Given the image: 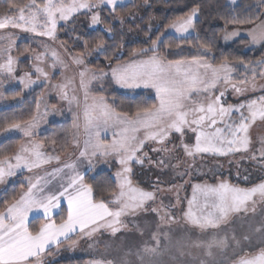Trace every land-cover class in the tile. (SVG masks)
<instances>
[{"label":"snow or ice","instance_id":"6c2138e0","mask_svg":"<svg viewBox=\"0 0 264 264\" xmlns=\"http://www.w3.org/2000/svg\"><path fill=\"white\" fill-rule=\"evenodd\" d=\"M230 2L237 5V0ZM123 4L124 0H27L26 3L8 0L6 11L0 15V30L18 29L56 41L58 25L69 21L75 23L74 17L83 14L90 20V28L104 25V31L112 34L113 27L101 13L109 10V14L120 19L123 25L124 19L118 14V6ZM256 7L264 9V0H258ZM200 14V5L197 4L187 14L163 25V30L158 28L155 38H149L150 46L133 50L128 61L116 57V62L112 63L113 58L107 55L103 38H99L90 50L89 42L85 40V51L96 52L109 60L107 71L99 69L89 74L86 67H80L85 64L84 54H69L71 62L78 68V88L83 99L77 95L74 77H66L64 82L54 84L52 88L60 99L67 102L69 111L74 104L78 110L73 112V127L77 131L71 140L72 146L78 149L75 161L61 164L59 154H47L43 150L45 142L35 139L41 120L49 114L47 107L43 113L39 112V99L37 113L29 119L13 118L0 124V133L14 131L25 138L14 154L0 153V185L7 184L18 172L32 173L25 178L26 184L20 185L24 189L22 192L18 195L13 192L10 199L5 193L6 198L2 201L0 264H50L47 257L55 255L65 244L70 248L78 246L75 237L91 238L102 231L113 237L122 231H135L140 240L132 246L121 244L117 251L122 255L114 258H108L107 249L111 246H106V252L88 264H164L162 257L166 255L175 264H188L182 258L191 256L193 248L201 253L197 257L198 264H225L223 257L229 253L230 264H264V214L258 220L255 215H248L256 212L258 204L264 205V180L250 187H240L224 179L213 184H193L191 196L184 197L187 206L181 209V218L184 224L198 229L201 235L179 239L173 237L170 227L161 226L176 223V215L169 209L184 202L180 197L183 184L169 182L165 185L157 177L155 182H150L151 190H148L134 183L135 165H151L161 171L172 169L176 176L184 177L190 175L189 170L195 166L196 159H204L205 156L249 154L240 159H250L264 170V137L252 150L250 135V129L257 121L264 123V85L257 83L258 78L264 79V59L254 63L244 60L233 62L225 56L220 63H211L208 54L213 51L214 40L201 41L199 35L195 38L197 54L190 60H168L162 52V49L173 46L165 35L169 30L175 33L171 37L173 41L189 42ZM262 16L264 11L243 17H221L225 23L223 39L227 42L243 31L250 47H264ZM229 25L240 27L229 31ZM244 25L252 27L244 28ZM0 41L7 42L0 51V58L4 61L0 63V74L3 79L18 80L25 88L31 87L41 77L49 80V73L40 66L49 57L52 69L68 67L55 48L44 45V51L34 57L36 79L32 78L31 72L17 76L15 66L18 60L12 55L16 38L11 33L5 35L0 32ZM237 71L243 72V78L233 76ZM3 79H0V84ZM105 79L109 84L132 92L152 90L155 102L137 104L134 111H118L106 97L92 92V82L101 81L100 87L104 88ZM219 84L230 87L238 95L249 90L262 94L236 105L225 104L222 97L226 88L217 90ZM109 130L112 131V139L106 141L102 139V133ZM189 133L193 135L189 137ZM50 143L55 145L57 141L52 139ZM68 143L65 140L62 152L67 150ZM149 143L152 144L151 152L162 154L157 159L144 150ZM177 148L182 150L187 160L180 158ZM96 157L105 161L114 157L120 166L115 173V189L109 190L107 200L97 198L93 185L85 182V173L78 167L86 160L89 169L94 168L93 159ZM53 161L60 166L51 170L44 167ZM182 164L187 167L181 171ZM243 178L248 180L249 177ZM166 191L175 192L176 203L169 206L161 203L160 207H153L158 193ZM147 212L159 217L160 224L154 230L136 219ZM241 214L239 233L234 225L231 232L221 228L233 217L241 218ZM36 223H39L38 228L33 227Z\"/></svg>","mask_w":264,"mask_h":264},{"label":"rangeland","instance_id":"374dc122","mask_svg":"<svg viewBox=\"0 0 264 264\" xmlns=\"http://www.w3.org/2000/svg\"><path fill=\"white\" fill-rule=\"evenodd\" d=\"M134 0H124V4L120 6H124L126 4L132 3ZM228 4L232 5L230 0H227ZM239 0H237L238 2ZM234 6V5H232ZM119 7V6H118ZM264 19V17L262 18ZM75 23L72 21H69L68 23L61 22L58 25L57 30V40L52 41L48 40L46 37H35L30 33H24L21 32L18 29H4L0 30L3 34H13L16 38V43L13 46L12 49V55L17 58L18 63L16 64V75L21 76L25 72H31L33 74L32 78L36 79V73L34 71V66L36 64V61L34 59L35 55H37L40 52L44 51V45H50L52 48H55L61 55V57L64 59V61L67 63L68 67L66 69H61L60 66H57V68L52 69L50 67L51 64V58H47L43 64L40 66L45 69L49 73V80H44L43 77H41L35 84H33L29 88H25L22 84L18 82V80H11V79H3V75L0 74V79H3V83L0 84V109L6 108L11 105H15L19 103V100H8L5 98V94L8 92H11L13 90L19 89L21 93L28 94L30 92H35L37 95V100L39 99V112L43 113L45 108L48 109V115L41 120L39 128L36 130L37 135L35 139L38 141V136L45 133L47 131L48 125L52 123H61L62 121L66 120L69 121V126L71 128V136L69 140V144L67 146V152H66V159L75 161L76 156L78 155V149H75L72 144L71 140L76 134V129L73 127V112L78 111L76 109L75 104L72 105V111H69V105L66 101L60 99L59 95L57 94V91L52 88V85L59 84L64 82L65 78H75L74 86L77 88V95L82 100L83 99V93L79 91V76H78V68L76 65H74L71 62L70 56L71 55H78L73 51V48L75 47V41L76 38L71 35V32L74 31V29H82V28H88L90 30H94L97 28H100L101 25L96 26L95 28H90L89 23L90 20L83 14H79L78 17H74ZM259 23V22H258ZM252 27V26H251ZM230 31V30H229ZM194 34V32H191V36ZM66 35V37H65ZM165 35L174 36L175 33L169 30L165 33ZM72 38V41L67 39ZM66 38V40L64 39ZM247 39L246 33L241 32V34L237 37H234L227 42L223 39L222 35V42L227 44L231 43L233 41H236L238 39ZM7 45L6 41H0V51H2L3 47ZM63 45V46H62ZM260 46L250 47L248 45V49H258ZM67 49V51H65ZM83 59L85 61V64L83 66H80L81 68L86 67L89 70V74L91 72H97L98 70L91 67L90 63L95 60L94 55H83ZM128 61V60H127ZM3 58H0V63H3ZM237 68L240 67V65H236ZM108 65L104 69L107 71ZM234 77L243 78V72L237 71L233 73ZM103 83L106 85V79L103 81ZM257 83L260 85H264V79L258 78ZM101 81H93L92 85L90 86L92 89L93 94L95 95H101L100 93L104 90V88L100 87ZM114 85V84H113ZM114 87L117 90L121 91H129L126 89H120L117 86L114 85ZM226 88L225 85L219 84L217 86V90H224ZM138 90H145V89H137ZM152 91V90H149ZM153 92V91H152ZM154 93V92H153ZM262 93L260 91L252 92L251 90L247 91L244 95H238L232 91L230 87L226 88L225 96L222 97V102L225 104H232L236 105L240 102L246 101L251 98H256ZM69 95H71V92H69ZM155 95V94H154ZM55 106V108H53ZM36 113H37V107H36ZM238 116V114H235ZM82 131V129H81ZM250 135L252 137L253 143H252V150L257 148L259 146V139L261 137H264V123L257 121V123L250 129ZM192 136V135H191ZM18 138V144L16 148L11 151L10 154L12 155L15 153L17 148L21 143L25 142V138L22 136V134L18 132H7V133H1L0 134V142L8 139V138ZM102 139L106 141H111L112 139V131L109 130L107 133H102ZM83 137L81 136V143H82ZM39 142V141H38ZM152 147V144L149 143L145 146V151L149 152V156L153 159H157L160 155V153L151 152L150 148ZM171 147V145H169ZM47 154L49 155H57L59 154L61 156V161L63 160V156L61 155V151L51 149L50 152H48L45 148L43 149ZM75 153V154H74ZM177 153L180 155V158L182 160H187L188 158L183 157L182 151L177 148ZM243 155H249L244 153H237L235 156H229V157H218V156H205L204 159H200L199 157L196 159V164L194 167H192L190 171V175L180 177L175 175V170L172 169H165L164 171H161L160 169L151 166L146 165L144 167H141L140 165H135L133 168V179L134 183L138 184L139 186L151 190L150 189V182H155L157 177H160L161 180L167 185L169 182H173L176 184H183V188L180 191V197L182 200H184V197L188 196L190 197L193 184H203V183H218L221 179L228 180L230 179L232 184L239 185L240 187H250L253 184L260 183L262 180H264V170H261L260 166L256 164V162L250 160V159H240ZM231 161V162H230ZM175 161H173L174 163ZM93 163L95 164V167L92 169H89L87 161H83L78 164L79 170L81 172H84L85 175L90 170L93 172H97L100 170H107L112 173V175L115 177L116 171L119 170L120 166L115 163L114 157H109L105 161L104 158L96 157L93 159ZM237 163L239 167H237ZM56 162L53 161L50 165L44 166L48 170H51L52 168L58 167L55 166ZM187 167L186 164L181 165V171L184 170ZM40 171H43L41 169ZM237 172H239V176L237 175ZM24 177L20 178L22 184H26V177L32 176V173L24 172ZM21 175V173H17L16 176L11 177L9 181L16 180V178ZM248 176V180H245L243 177ZM184 181H188V183H184ZM235 181V182H233ZM251 183V184H250ZM241 184H245L246 186H241ZM250 184V185H249ZM6 185H0V190H2V187H5ZM4 190V188H3ZM174 191H166L158 193L157 200L152 204L153 207H160L161 203L165 206L173 205L176 203V195L174 194ZM186 200L180 205H177L176 207H171L169 211L171 213H175L176 215V223H171L170 225H162V228H169L171 229V233L174 238L179 239L181 237H196L201 235L198 229H194L186 224H184L182 220V213L181 209L186 208ZM264 214V205H257L256 206V212L249 213V217L255 215L256 219L258 220L260 216ZM131 219V218H126ZM139 223L142 225L147 223L151 226V228L154 230L158 224H160L159 217L152 212L142 213L141 217L136 218ZM243 214H241V218L233 217L228 224L222 225L221 228H227L231 232L233 225L237 228L238 233L240 229V225L242 223ZM179 222V223H178ZM131 227V225H130ZM78 240V246L75 248H71L66 254L71 259H85L82 264H88V261L94 259V258H100V255L102 253L106 252V246H111L107 249V253H109L108 258H114L118 257L119 255H122V253L118 252L117 249L121 244L125 246H132L139 242L140 238L138 236V233L135 231L130 232H120L117 233L115 237H113L109 232H99L93 235L91 238H82L77 237ZM89 245H92L90 248ZM192 255L191 256H185L182 259L187 261L188 264H198L197 257L201 256L200 250L198 249H191ZM230 253L223 257L225 260V264H230L229 261ZM64 255H61L59 257L54 258L53 260H49L50 263L53 261H58L59 259H63ZM202 258V257H201ZM162 260L164 261V264H175V261L168 255L162 257Z\"/></svg>","mask_w":264,"mask_h":264},{"label":"trees","instance_id":"16d2710c","mask_svg":"<svg viewBox=\"0 0 264 264\" xmlns=\"http://www.w3.org/2000/svg\"><path fill=\"white\" fill-rule=\"evenodd\" d=\"M16 2L26 3L27 0H16ZM257 2L258 0H239L237 5L232 6L228 4L227 0H147V3H145V0H134L132 3L118 7V14L124 19L123 25L120 23V19L109 14V10L105 9L101 13L102 18L108 21L113 27L114 31L112 34L104 31V25L94 30L88 28L74 29L71 32V35L76 38L73 51L77 54L94 55L95 60L90 63V66L97 70L105 69L109 65V60L105 59L104 55L85 51L84 48L85 40L89 42L90 50L99 38H103L106 42L107 55L113 58L112 63L116 62V57H120L121 61H127L132 58L131 53L133 50L150 46L148 43L149 38H155V35L158 34V28L163 30V25L168 24L178 16L187 14L193 6L199 4L201 14L196 22V31H194L189 42L182 43L179 39L173 41L171 39L172 36L166 35L169 37L168 42L173 45L171 48L162 49V52L166 54V58L168 60H190L192 56L197 54L198 44L195 38L199 35L201 41L214 40L213 51L208 54L209 62L218 64L227 56L233 62L244 60L249 63H254L255 61L264 59V47L248 49L247 39L244 38L227 44L223 43L221 38L225 23L221 17H230L232 15L243 17L249 13L255 15L258 12L264 11V9L256 7ZM7 3L8 0H0V15H3L6 11ZM251 26L244 25L243 27L248 28ZM233 27L240 26L229 25L228 30H231ZM146 32L149 35H145ZM77 36L80 39H77ZM64 39L66 40V38ZM67 39L72 41L71 37H67ZM200 51L203 50L200 49ZM236 65L239 64L237 63ZM100 94L106 97L109 103H112L118 111H134L137 104H151L155 102V95L152 91L138 90L132 92L117 90L113 84H109L107 79L105 88ZM5 97L8 100L15 99L20 102L0 109V124L11 121L13 118L27 120L36 114L37 95L34 91L23 94L19 89H16L6 93ZM69 124V121L66 120L61 123L49 124L47 131L38 136V141L45 142V149L48 152L52 148L61 151L65 140L68 142L70 140L71 128ZM52 139L57 141L55 145L50 143ZM18 140V138L13 137L1 141L0 153L10 154L16 148ZM66 152L61 151V155L63 156L61 164L68 161L66 159ZM55 166L60 165L56 164ZM23 177L24 174H21L16 180L8 181L5 184L6 186L2 187V190H0V210L4 207L2 201L6 198L5 193H7V198L10 199L13 192L18 195L24 190L20 187L22 184L20 178ZM114 181L115 177L107 170L97 172L90 170L85 175V182L93 185L98 199H109V190L115 189ZM228 181L232 182L230 179ZM241 186L246 185L241 184ZM33 227L38 228L39 223L34 224ZM70 249L68 244H65L55 255L47 257V259L49 261L64 255L63 259L53 261L50 264H82L85 259L78 260L68 257L66 253Z\"/></svg>","mask_w":264,"mask_h":264},{"label":"crops","instance_id":"0c3cea01","mask_svg":"<svg viewBox=\"0 0 264 264\" xmlns=\"http://www.w3.org/2000/svg\"><path fill=\"white\" fill-rule=\"evenodd\" d=\"M191 135H193L192 133H189L188 136L191 137ZM181 150V149H180ZM182 151V150H181ZM182 155V154H181ZM192 189H190L189 191H191ZM175 194V193H174ZM176 195V194H175ZM191 196V195H190ZM179 223V222H178ZM107 232V231H104Z\"/></svg>","mask_w":264,"mask_h":264}]
</instances>
